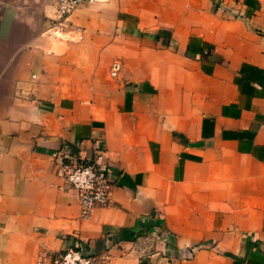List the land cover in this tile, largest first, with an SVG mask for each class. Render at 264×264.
Returning <instances> with one entry per match:
<instances>
[{
    "label": "crops",
    "instance_id": "0c3cea01",
    "mask_svg": "<svg viewBox=\"0 0 264 264\" xmlns=\"http://www.w3.org/2000/svg\"><path fill=\"white\" fill-rule=\"evenodd\" d=\"M55 18L0 0V264H264V0L86 2L65 40ZM95 147L113 187L83 220L55 163Z\"/></svg>",
    "mask_w": 264,
    "mask_h": 264
},
{
    "label": "built area",
    "instance_id": "2783aa9c",
    "mask_svg": "<svg viewBox=\"0 0 264 264\" xmlns=\"http://www.w3.org/2000/svg\"><path fill=\"white\" fill-rule=\"evenodd\" d=\"M93 1L96 0H56V18L49 30L67 39L63 28L69 16L80 4ZM119 69L120 62L112 61L110 75L116 76ZM100 155L101 150L95 147L87 160L62 155L55 163L56 173L67 187L77 192L79 218L83 220H88L96 208L108 206L110 202L113 180L109 169L101 163ZM107 258L106 253H87L81 246L73 245L52 253L40 251L34 264H105Z\"/></svg>",
    "mask_w": 264,
    "mask_h": 264
}]
</instances>
